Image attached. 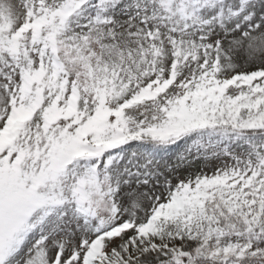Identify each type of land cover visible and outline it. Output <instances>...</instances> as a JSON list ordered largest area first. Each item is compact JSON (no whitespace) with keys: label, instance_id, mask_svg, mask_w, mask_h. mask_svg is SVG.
<instances>
[{"label":"snow or ice","instance_id":"obj_1","mask_svg":"<svg viewBox=\"0 0 264 264\" xmlns=\"http://www.w3.org/2000/svg\"><path fill=\"white\" fill-rule=\"evenodd\" d=\"M0 264H264V0H0Z\"/></svg>","mask_w":264,"mask_h":264}]
</instances>
